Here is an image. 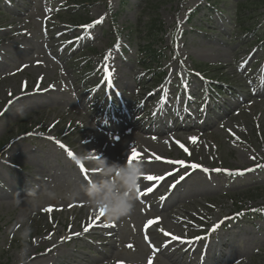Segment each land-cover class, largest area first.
Listing matches in <instances>:
<instances>
[{"label": "rangeland", "instance_id": "rangeland-1", "mask_svg": "<svg viewBox=\"0 0 264 264\" xmlns=\"http://www.w3.org/2000/svg\"><path fill=\"white\" fill-rule=\"evenodd\" d=\"M252 2L248 10L251 0H0V264H18L14 226L22 219L33 229L28 264H173L163 252L164 233L185 225L203 242L202 250L197 244L193 248L200 264H264V212L258 211L264 209V0ZM156 20L159 29L153 32L149 28ZM251 25L259 39L244 29ZM51 37L57 40L55 52L47 48ZM143 47L162 53L157 65L140 66ZM252 80L255 90L245 89ZM28 84L49 91H27L24 103L10 107ZM141 84L150 86L144 97L160 92L149 105L166 107L161 122L199 128L196 134L178 130L165 145L164 160L186 163L198 157L211 167L191 179L181 176V191L170 199L178 200L189 186L207 187L201 188L207 192L196 194L195 209L187 201L169 213L156 203L170 191L152 188L120 220L103 215L114 237H103L106 230H88L98 234L92 237L84 228L97 220L99 209L79 213L83 201L41 202L27 193L32 189L39 197L45 188L62 191L94 178L96 169L80 160L84 151L90 158L125 163L141 144L128 127L143 104L132 97ZM213 87L223 94L217 97ZM90 106L89 115L104 121L109 131L85 144L83 112ZM178 112L189 118L176 122ZM180 168L157 167L164 176ZM236 170L245 174L227 178ZM238 211L246 213L239 218ZM176 213L186 214L188 221L178 225ZM149 220L160 225H148ZM77 233L80 240L74 239ZM43 238L55 247L49 256L48 244L37 245ZM191 254L181 250L171 259L190 264ZM105 255L109 258L103 261Z\"/></svg>", "mask_w": 264, "mask_h": 264}, {"label": "bare ground", "instance_id": "bare-ground-1", "mask_svg": "<svg viewBox=\"0 0 264 264\" xmlns=\"http://www.w3.org/2000/svg\"><path fill=\"white\" fill-rule=\"evenodd\" d=\"M54 38H49V45H47V48L49 50L54 51L56 46H57V40L54 41ZM51 41V42H50ZM55 52V51H54ZM58 53V52H57ZM59 54V53H58ZM59 62H60V58H59ZM113 71V66L112 65H108L106 66V72L109 73V77H112V75L110 74ZM247 80L249 79L246 78ZM255 83L256 80H252V82L246 86L245 89H249L251 91V89L255 90ZM171 85V82L168 83V87ZM245 87V86H244ZM264 87V86H263ZM243 88V85H242ZM150 89V86H147L146 84H141V88L140 90H138V92L133 94V99L134 101H138L141 100L143 102L142 106L136 111V113L134 114V121L132 124H128V127H131V131L133 134H136L141 140V144L139 145L138 148V152L141 154V161L143 164H150V168H146L147 171V175H158V176H162L164 177L162 180H160L159 182H150V181H146L144 180V178L141 180V191L146 190V188L151 187L154 188L155 193L157 191H159L160 193L164 190H166L167 192L170 191V195L166 198L161 199L160 197H158V202L156 203L157 206H159V208L161 209V211H165V212H171L173 210V207L177 206L178 204H180L181 202H187L189 201L193 207V209L196 208L198 201H196V194L197 193H204L205 191L207 192V190H201V188L207 189V187H193V186H189L187 187L184 192H182L181 197H179L178 200H174L172 201L170 199V196L173 193H179L181 191L182 185L181 181H178L180 179L181 176L185 175V179H191L192 177H194L197 174H200L202 172H210V165L207 163V161H202L200 158L196 157L195 161H191L188 159V161L190 163H188V161H186L185 165H191L193 163L200 165L201 167H198L196 169H192L191 167H187V166H182L178 163H168L164 160V158H166V150L167 147H165L166 144L171 143L172 144V139L175 138V136L177 135V131L181 130V131H192V133L196 134L197 130L199 129L197 124H190V127L188 128H184L183 126H181L180 128H177L176 126H170L168 125V123L166 122H161L160 117L166 112V107H164L163 105L159 104L156 106L151 107L149 105L150 102L154 101L155 99H157V97L159 96L160 92H158V94H152L149 97H144L145 93H147ZM27 91H30L32 93H40L42 95H45L48 91L49 88H45V87H41L39 85H34V87L31 89V85L28 84L26 89H25V93H20V95L17 98H14L11 102L10 107L12 106H18L21 105L22 103H24L28 96L31 93H27ZM112 91V90H111ZM77 99L79 101H81L82 96L81 93H77ZM170 94H167V99L170 98L169 96ZM43 96H40V98H42ZM247 100H244V102H246ZM165 102V100L163 101ZM41 103V102H40ZM89 103L93 104V101H89ZM41 104H44V102H42ZM46 104V103H45ZM44 104V105H45ZM90 104V105H91ZM9 107V108H10ZM8 108V109H9ZM90 108H86V110L83 112L84 114V118L83 122L85 123V125L83 126V131L87 132V134L89 135V141L85 144L88 143H93L97 140H99V137L103 134H105V132H108V126L106 125V123L104 121H98L96 120V117H93L91 115H89V110ZM203 116L202 112L198 113V119L201 118ZM189 116H183L182 114H179L176 116L175 121L177 122H183L186 119H188ZM161 124V125H160ZM160 125V130L157 131L155 130V126ZM183 127V128H182ZM209 130H212V128L210 127ZM126 131V130H124ZM115 132H119L118 130H115ZM103 133V134H102ZM160 157L159 160L155 159V157ZM245 155H240L239 159L241 161H245L244 160ZM166 165H168V168H173V167H177L180 166L182 168H180L178 171H176V174H180V176H178L175 180V175L173 176H164L161 172L157 169V167L161 166V167H166ZM203 169H207V171H204ZM235 170V169H234ZM233 171V170H232ZM237 173H241L240 170H236L234 172H227L226 176L227 178H230L231 180H236L238 178V174ZM215 175H220L218 172H214ZM241 174H245V173H241ZM169 179H173V183L168 186V187H164L165 181L169 180ZM178 181V182H177ZM167 207V209H166ZM79 213H81L84 210L90 211L91 209H89V207L86 205V203L84 204V207L79 208ZM76 212V210H72V214L74 215ZM187 212V211H186ZM189 214H195V212H187ZM172 215V213H171ZM221 214L218 213L217 215V222L220 220L221 218ZM173 220L175 223H177L178 225L182 226V223L185 221H188V217L186 214H173ZM103 216H99L97 218V220H94V222L89 226V230H106V234H103V237H114L113 234V230L112 228L109 227H105L104 225H106V223H104L102 221ZM157 226L160 225V222L158 221ZM239 224V223H238ZM234 226H231L230 229L233 230ZM169 235H165L166 236V245L163 247V252L165 253V257L171 261L173 264H180L178 260H172L171 258H174L175 256H177L180 251H184L185 253L190 252L191 257H190V264H200L201 263V258L197 257L194 258V252H193V248L194 245L197 244V246H199L202 250L201 245L203 244V242L201 241V239H194V232L191 231L188 226H183V228H181V230H179V228H177L176 230L170 229L168 231ZM198 232V231H196ZM108 233L110 234V236H108ZM161 233V232H160ZM86 234L88 235H92V237H98L97 233H89V231L86 232ZM162 234V233H161ZM215 232H212L209 234V237L214 236ZM75 240H80L81 236L80 235H73ZM172 236H176L179 239L173 240ZM182 241H192L191 243H187V242H182ZM37 244V243H36ZM39 244H48V247L45 251V253L49 256L53 251H55V247L51 244L48 243L47 238H43L41 240V242H39L37 245ZM223 245H225V243H223ZM214 249H216V245H213ZM205 251V250H204ZM45 255V254H44ZM109 256L105 255L103 261L108 260ZM215 259V257L213 258ZM222 258L219 259L220 263H223V261L221 260ZM80 262L73 260V262H71L70 264H79Z\"/></svg>", "mask_w": 264, "mask_h": 264}, {"label": "clouds", "instance_id": "clouds-1", "mask_svg": "<svg viewBox=\"0 0 264 264\" xmlns=\"http://www.w3.org/2000/svg\"><path fill=\"white\" fill-rule=\"evenodd\" d=\"M80 160L90 164L96 169L97 175L89 181L64 190H57L55 186L45 188L38 194L29 190L28 197L47 201H83L93 211L104 208L106 218L115 222L131 213L138 200V189L141 188V180L148 174L142 162L126 161L109 162L107 158L96 155L89 157L84 151ZM19 205L21 200L17 198ZM18 232L20 247L18 249V264H28L30 241L32 237V226L27 220L22 219L19 225L14 226Z\"/></svg>", "mask_w": 264, "mask_h": 264}, {"label": "snow or ice", "instance_id": "snow-or-ice-1", "mask_svg": "<svg viewBox=\"0 0 264 264\" xmlns=\"http://www.w3.org/2000/svg\"><path fill=\"white\" fill-rule=\"evenodd\" d=\"M100 21H97V23H99ZM192 140L193 143L196 142V139L195 137H192L190 138ZM61 147H63V145H61ZM181 147H183V145H181ZM185 151H187V149H185ZM68 155L72 158H74L73 154L71 152L68 153ZM142 159L141 157V154L135 149L133 148L132 151H131V154L127 157V161L129 164L133 163V162H140ZM155 159L159 160L160 157H155ZM168 163H178L182 166H187V167H191L192 169H196L198 167H201L200 165H197L195 163L191 164V165H185V162L184 161H167ZM80 169L82 172H84L85 174L87 173V169L83 166V165H80ZM204 171H207V169H203ZM218 171V170H217ZM237 174H241V173H237ZM164 177L162 176H158V175H146L144 177V180L146 181H150V182H159L160 180H162ZM152 191V188L151 187H148L146 188L145 191H141L140 189H138V198L141 197V196H145L148 194V192H151ZM143 202V201H142ZM50 210V209H49ZM254 211H257V210H254ZM258 211H261V212H264V209H260ZM105 214V209L104 208H100L98 210V213L97 215L98 216H103ZM153 223H156L155 220H149L147 221V224L148 225H152ZM105 227H111L112 225H104ZM219 227V224L217 225H214L213 228L211 229L212 231H215L217 228ZM89 229L88 227H85L84 228V231L87 232ZM166 236L169 235L167 232L164 233ZM77 235H79V233H77ZM201 237H197L196 239H200ZM172 239L173 240H176V239H179L178 237L176 236H172ZM182 242H187V243H191L192 241H182Z\"/></svg>", "mask_w": 264, "mask_h": 264}, {"label": "trees", "instance_id": "trees-1", "mask_svg": "<svg viewBox=\"0 0 264 264\" xmlns=\"http://www.w3.org/2000/svg\"><path fill=\"white\" fill-rule=\"evenodd\" d=\"M254 2V1H253ZM251 0V4H248L245 9L251 10L253 8V3ZM254 11V10H253ZM150 30H152L153 32L157 31L159 29V22L156 20L153 22V25L149 28ZM248 31H251L250 28L247 29ZM145 55L142 62V65L144 64H156L158 62L159 57L158 56H162V53H159L158 51H155V49H150L148 47H143V54ZM155 55V56H154ZM156 58L155 61H152L151 59ZM149 62V63H148Z\"/></svg>", "mask_w": 264, "mask_h": 264}]
</instances>
